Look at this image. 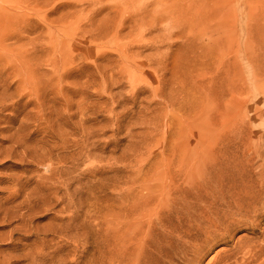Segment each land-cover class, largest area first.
Segmentation results:
<instances>
[{"label":"rangeland","instance_id":"obj_1","mask_svg":"<svg viewBox=\"0 0 264 264\" xmlns=\"http://www.w3.org/2000/svg\"><path fill=\"white\" fill-rule=\"evenodd\" d=\"M0 264H264V0H0Z\"/></svg>","mask_w":264,"mask_h":264},{"label":"bare ground","instance_id":"obj_2","mask_svg":"<svg viewBox=\"0 0 264 264\" xmlns=\"http://www.w3.org/2000/svg\"><path fill=\"white\" fill-rule=\"evenodd\" d=\"M179 198V197H178ZM168 250V249H167Z\"/></svg>","mask_w":264,"mask_h":264}]
</instances>
